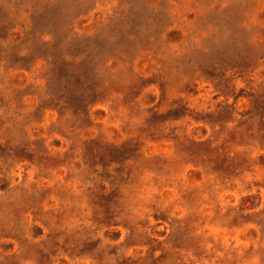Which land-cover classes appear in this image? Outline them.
Masks as SVG:
<instances>
[{
  "label": "rangeland",
  "instance_id": "obj_1",
  "mask_svg": "<svg viewBox=\"0 0 264 264\" xmlns=\"http://www.w3.org/2000/svg\"><path fill=\"white\" fill-rule=\"evenodd\" d=\"M0 264H264V0H0Z\"/></svg>",
  "mask_w": 264,
  "mask_h": 264
}]
</instances>
